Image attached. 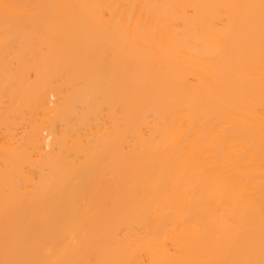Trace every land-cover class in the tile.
I'll list each match as a JSON object with an SVG mask.
<instances>
[{
    "label": "bare ground",
    "instance_id": "obj_1",
    "mask_svg": "<svg viewBox=\"0 0 264 264\" xmlns=\"http://www.w3.org/2000/svg\"><path fill=\"white\" fill-rule=\"evenodd\" d=\"M0 264H264V0H0Z\"/></svg>",
    "mask_w": 264,
    "mask_h": 264
}]
</instances>
